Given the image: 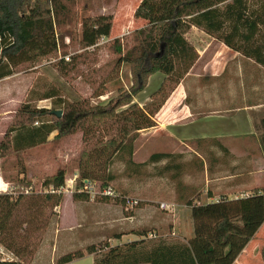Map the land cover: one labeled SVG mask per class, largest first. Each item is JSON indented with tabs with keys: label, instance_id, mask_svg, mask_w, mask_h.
I'll use <instances>...</instances> for the list:
<instances>
[{
	"label": "trees",
	"instance_id": "16d2710c",
	"mask_svg": "<svg viewBox=\"0 0 264 264\" xmlns=\"http://www.w3.org/2000/svg\"><path fill=\"white\" fill-rule=\"evenodd\" d=\"M69 13V9L60 0H0V61L5 62L0 70V80L11 76L12 72H21L31 64L58 53L61 57L57 61L59 74L64 75L74 68L77 57L72 56L65 61L66 53L61 52L69 44L65 39L72 37L71 29L66 27L71 24ZM263 17L264 8L261 13L250 12L247 0H141L134 18L145 22V25L134 31L135 43L125 51L118 39L113 40L112 50L117 58L113 70L110 71L112 76L105 80L111 82L120 65L127 64L131 76L130 88L126 91L118 89V95L114 99L96 106H92L89 99L68 103L60 110L59 117L52 113V109H37L27 103L21 104L0 141V158L14 155L19 167L15 178L1 174L2 180L10 183L15 181V186L29 187L21 154L25 150L45 144L53 132H56L53 141L80 133L84 145L77 159L76 188H81L84 181H96L100 187H107L112 179L108 170L114 158L122 156L126 163H132L134 143L140 136L139 133L156 125V114L196 62L198 54L187 38L191 29L201 30L264 70V42L256 41L258 26ZM111 29V15L84 19L80 38L77 40L79 50L87 52L88 48L95 49L101 38H109ZM161 46L163 52L157 57ZM8 66L14 68L13 71ZM154 73H161L165 78L160 87L149 96V100L139 106L133 102V97L144 89L147 79ZM103 93H93L92 97L101 96ZM54 96L49 93L41 100ZM46 118L48 120L44 122L42 119ZM37 122L40 125L34 127ZM261 124L264 132V118ZM202 142H195L196 150ZM262 146L264 148V134ZM217 147L223 148L221 145ZM180 157V154L154 153L149 162L155 164ZM181 166L178 163L165 168H174L173 177L176 179ZM195 167L203 170L202 161L197 159ZM20 177L23 179L20 180ZM64 184L65 171L61 169L46 177L42 183L45 188L53 189L61 188ZM194 191L196 199L199 200L201 193L199 190ZM257 194L258 191L255 192ZM14 196V191L0 193V246L15 258H20L21 252L11 231V220L20 209L24 195L19 193ZM116 196L115 200L112 199L114 197L103 196L99 200L103 203L112 201L124 207L125 198ZM43 198L48 203L52 202L53 207L61 202L60 194L45 193ZM72 198L83 202L90 199L89 194L83 191L74 193ZM255 198L220 199L218 202L205 204L188 201L193 240L226 242L229 235L236 233L230 227L229 220L236 219L243 213H250ZM192 199L195 198H190ZM262 200L264 202V197ZM134 233L140 238L148 234L145 229ZM139 242L141 240L109 247L105 255L96 259L93 264L198 263L188 243L158 241L146 251L139 247ZM94 251L93 247L87 248L85 253L81 250L75 251L61 257L58 264L71 263L83 258L85 254H93ZM262 254L264 258V251ZM0 264L18 262L16 259L0 260Z\"/></svg>",
	"mask_w": 264,
	"mask_h": 264
},
{
	"label": "rangeland",
	"instance_id": "374dc122",
	"mask_svg": "<svg viewBox=\"0 0 264 264\" xmlns=\"http://www.w3.org/2000/svg\"><path fill=\"white\" fill-rule=\"evenodd\" d=\"M120 1L122 0H60L70 11L71 24L66 27L72 31V37L65 39L69 44L61 52L64 51L66 57H77V62L74 68L61 75L57 66V61L61 58L58 53L1 79L0 122L3 121V124L0 125V131L9 127L21 104L60 111L68 103L89 99L90 104L96 106L114 99L118 95V89L126 91L130 88L131 76L127 64L120 65L111 82H105L112 76L110 71L113 70L117 58L112 50L113 40L118 39L125 51L135 43L134 31L145 25V22L134 18L141 0H137L138 3L132 8L125 7L122 12H119L117 5ZM247 4L250 12L261 13L264 8V0H247ZM99 15L112 16L111 34L109 38H101L95 49L88 48L87 52H82L77 45L81 23L86 18ZM122 24L124 29H120ZM258 29L256 41L264 42V17ZM187 38L192 41L194 39L199 47L204 46L212 37L197 29V32L190 33ZM4 66L5 62L0 61V70ZM8 69L13 71L14 68L8 66ZM49 93L55 96L41 100ZM93 93L103 94L92 97ZM259 93L260 99L264 100V89ZM8 117L11 120L7 125ZM42 120L45 122L48 118ZM39 125L37 122L34 127ZM144 133L145 130L141 131L134 143L132 163L128 164L122 156H117L108 170L112 179L107 186L112 188L117 198L138 202L133 207H123L112 201L103 203L99 200L102 197L100 195L95 198L89 195L90 199L86 202L73 200L74 193L82 192L81 188H76L77 159L84 145L80 133L53 141L56 135L53 132L45 144L25 150L21 154V161L26 170L29 187L15 186V181L10 183L3 180L9 187H13L14 197L19 193L24 195L20 209L11 220V231L21 256L15 258L2 246L0 250L7 253L9 259H16L18 264H58V260L67 254L78 250L85 253L87 248L93 247V254H85L83 258L68 263L93 264L96 259L105 255L109 247L131 241L141 240L139 247L147 251L158 241L184 243L193 240L187 203L205 202L204 172L195 167V157L182 152L186 151L185 146L156 141L150 135H143ZM187 145L192 149L195 147L193 143ZM154 153L180 154L181 157L152 164L149 158ZM178 163L182 166L178 178L175 179L174 168L165 167ZM18 167L14 155L0 158V174L15 178ZM59 169L65 171V184L60 194V204L53 207L52 202L48 203L43 198L46 188L42 183ZM21 177L20 180L23 179ZM92 183L96 188L102 189L98 182ZM26 188H32L28 195L24 194ZM194 190L200 191L199 200L196 199ZM260 194L255 195L253 210L249 214L229 220L228 223L234 230L241 228L251 231L247 240L257 242L258 264H264V202ZM160 203L168 204L170 208L161 209ZM241 219L244 221L240 224ZM143 229L148 232L146 237L135 235V231ZM116 235L118 238H115ZM192 247L198 264H204L198 244Z\"/></svg>",
	"mask_w": 264,
	"mask_h": 264
},
{
	"label": "crops",
	"instance_id": "0c3cea01",
	"mask_svg": "<svg viewBox=\"0 0 264 264\" xmlns=\"http://www.w3.org/2000/svg\"><path fill=\"white\" fill-rule=\"evenodd\" d=\"M136 3L137 0L118 2L119 12ZM121 28L124 29L123 24ZM194 31L197 29L192 28L190 33ZM188 40L194 43V39ZM193 46L198 54L196 62L156 114V125L145 130L143 135H150L156 141L183 145L186 151L182 152L195 157L196 162L197 159L202 161L206 200L201 204L253 197L256 191L264 197V132L261 124L264 100L259 95L264 89V70L213 38L204 46L197 47L195 43ZM164 78L161 73L149 76L146 86L133 97V102L139 106L145 104ZM10 120L8 117L7 125ZM5 129L0 131V141ZM198 140L203 141L198 147L202 152L195 148ZM187 143H193L195 147L192 149ZM9 186L0 174V193L9 190ZM235 232L224 243L202 240L185 243L190 246L196 261L191 245L198 244L204 264H258L257 242L247 240L251 231L240 228Z\"/></svg>",
	"mask_w": 264,
	"mask_h": 264
},
{
	"label": "built area",
	"instance_id": "2783aa9c",
	"mask_svg": "<svg viewBox=\"0 0 264 264\" xmlns=\"http://www.w3.org/2000/svg\"><path fill=\"white\" fill-rule=\"evenodd\" d=\"M103 39V38H102ZM69 57H65L64 60L68 61ZM32 188H26L24 190V193L27 194L29 193V191H31ZM63 187L58 188V189H53L51 187H48L44 190V194H61L63 191ZM13 187H9V190H7L5 193H12ZM81 191L88 193L89 195H91V197H96L97 195L103 196V197H115V192L112 190V188L110 186L104 187L102 189H98L95 187V185L92 182H88V181H84L83 182V186L81 187ZM137 202L136 201H132L129 199H125V206L126 207H133L134 205H136ZM160 208L161 209H169L170 206L168 204L165 203H160ZM3 256V257H2ZM9 255H7V253H4L2 250H0V260H12L9 259Z\"/></svg>",
	"mask_w": 264,
	"mask_h": 264
},
{
	"label": "water",
	"instance_id": "95a60500",
	"mask_svg": "<svg viewBox=\"0 0 264 264\" xmlns=\"http://www.w3.org/2000/svg\"><path fill=\"white\" fill-rule=\"evenodd\" d=\"M162 52H163V46H161L160 52H158V53L156 54V56H157V57L160 56V55L162 54ZM52 113H53L54 115H56L57 117H59V116L61 115V111H52Z\"/></svg>",
	"mask_w": 264,
	"mask_h": 264
}]
</instances>
